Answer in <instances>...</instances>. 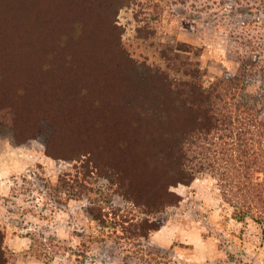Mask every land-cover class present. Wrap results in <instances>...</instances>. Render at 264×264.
<instances>
[{
	"label": "trees",
	"instance_id": "16d2710c",
	"mask_svg": "<svg viewBox=\"0 0 264 264\" xmlns=\"http://www.w3.org/2000/svg\"><path fill=\"white\" fill-rule=\"evenodd\" d=\"M132 1L59 2L58 9L64 6L66 14L71 12L72 30L68 36L58 34L64 36L60 44L65 52L58 76L51 63L63 53L52 44L59 39L51 33L52 26L61 27L58 19L25 18L38 14L36 7L20 13V25L36 26L24 41H39L42 46L36 49L43 53L37 54L46 57L45 87L36 94L48 98L51 107L36 102L40 112L35 115L52 127L46 152L79 163L76 179L66 173L61 185L70 190V198L87 200L89 225L101 234L114 228L119 239L145 242L165 224L161 217L167 208L181 199L172 187L210 174L234 217L253 219L264 233V46L249 38L245 45L252 46L250 52L236 69L220 76H210L196 55L192 58L164 43L148 26L137 29L141 52H132L123 45L117 19ZM247 24L243 20L240 26ZM26 89L18 91L27 96ZM18 120L12 123L15 132ZM95 177L107 181L145 216L114 206L95 187ZM0 264H9L1 226Z\"/></svg>",
	"mask_w": 264,
	"mask_h": 264
},
{
	"label": "rangeland",
	"instance_id": "374dc122",
	"mask_svg": "<svg viewBox=\"0 0 264 264\" xmlns=\"http://www.w3.org/2000/svg\"><path fill=\"white\" fill-rule=\"evenodd\" d=\"M37 1L0 0V226L5 231L9 264H264L263 225L250 218H235L233 207L210 174L172 187L181 199L161 217L165 220L161 228L168 226L163 242L155 239L156 231L142 242L119 239L114 228L101 234L89 225L84 210L87 200L70 198V190L63 188L60 180L66 173L76 179L79 163L46 152L52 127L36 117L40 112L36 102L39 107H51L48 98L36 94L45 87L41 85L46 57L37 54L43 53L36 49V45L42 46L39 41H24L36 26L19 24L20 13L36 7L40 12L25 18L58 19L61 27L52 26V35L63 32L68 36L71 12L66 14L64 6L58 9L59 2L65 0ZM262 2L133 0L120 10L117 19L123 28V45L132 52H141L135 39L137 29L148 26L164 43H172L192 58L196 55L210 76H220L225 70L236 69L250 52L252 46L245 45L249 38L264 46ZM252 5L257 8L250 9ZM243 20L246 26H240ZM27 27L28 34H22ZM57 37L53 48L63 53L51 61L55 76L65 66L60 44L64 36ZM22 86L28 97L18 91ZM15 118L19 119L16 132L12 125ZM93 181L114 206L129 215L145 216L107 181L98 177Z\"/></svg>",
	"mask_w": 264,
	"mask_h": 264
},
{
	"label": "crops",
	"instance_id": "0c3cea01",
	"mask_svg": "<svg viewBox=\"0 0 264 264\" xmlns=\"http://www.w3.org/2000/svg\"><path fill=\"white\" fill-rule=\"evenodd\" d=\"M168 228V226H165V227H163V228H161V229H159L158 231H156L155 232V235H154V237H155V239H157V240H159V241H162L163 242V237H164V235H165V230ZM177 235V234H176Z\"/></svg>",
	"mask_w": 264,
	"mask_h": 264
}]
</instances>
